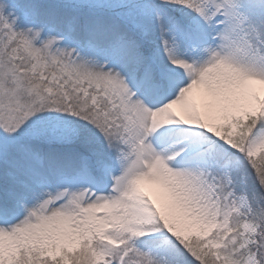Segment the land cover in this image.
I'll list each match as a JSON object with an SVG mask.
<instances>
[{"label": "snow or ice", "instance_id": "obj_1", "mask_svg": "<svg viewBox=\"0 0 264 264\" xmlns=\"http://www.w3.org/2000/svg\"><path fill=\"white\" fill-rule=\"evenodd\" d=\"M5 8L0 264H264V0Z\"/></svg>", "mask_w": 264, "mask_h": 264}, {"label": "rangeland", "instance_id": "obj_2", "mask_svg": "<svg viewBox=\"0 0 264 264\" xmlns=\"http://www.w3.org/2000/svg\"><path fill=\"white\" fill-rule=\"evenodd\" d=\"M33 1L37 0H0V4L6 5L3 15L9 20V22L14 21V27L17 30H25L32 26L36 19L31 15L33 8L30 4L32 5ZM40 1L50 2V0Z\"/></svg>", "mask_w": 264, "mask_h": 264}, {"label": "trees", "instance_id": "obj_3", "mask_svg": "<svg viewBox=\"0 0 264 264\" xmlns=\"http://www.w3.org/2000/svg\"><path fill=\"white\" fill-rule=\"evenodd\" d=\"M48 2L47 1H40V0H37V1H33L32 2V5L30 4V6L32 7V8H34L35 6H44V5H46ZM37 22H38V20H37Z\"/></svg>", "mask_w": 264, "mask_h": 264}]
</instances>
